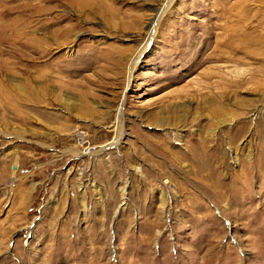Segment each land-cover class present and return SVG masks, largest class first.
<instances>
[{
	"label": "rangeland",
	"instance_id": "1",
	"mask_svg": "<svg viewBox=\"0 0 264 264\" xmlns=\"http://www.w3.org/2000/svg\"><path fill=\"white\" fill-rule=\"evenodd\" d=\"M67 2L0 0V264H264V0Z\"/></svg>",
	"mask_w": 264,
	"mask_h": 264
},
{
	"label": "bare ground",
	"instance_id": "2",
	"mask_svg": "<svg viewBox=\"0 0 264 264\" xmlns=\"http://www.w3.org/2000/svg\"><path fill=\"white\" fill-rule=\"evenodd\" d=\"M89 0H68V2L67 3H69V4H73V3H77V4H86V2H88ZM170 2V1H169ZM75 6V5H74ZM80 6V5H79ZM83 6V5H82ZM84 7V6H83ZM156 14V13H155ZM153 22H155V20L153 21ZM121 116V115H120ZM121 122H122V120L120 119V123H119V125L121 124ZM118 142V141H117ZM116 142V143H117Z\"/></svg>",
	"mask_w": 264,
	"mask_h": 264
},
{
	"label": "water",
	"instance_id": "3",
	"mask_svg": "<svg viewBox=\"0 0 264 264\" xmlns=\"http://www.w3.org/2000/svg\"><path fill=\"white\" fill-rule=\"evenodd\" d=\"M14 168H16V166H14Z\"/></svg>",
	"mask_w": 264,
	"mask_h": 264
}]
</instances>
